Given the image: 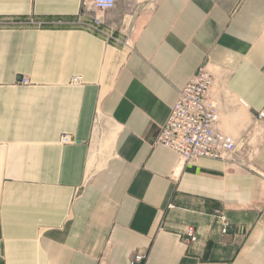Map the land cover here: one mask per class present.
<instances>
[{
    "label": "crops",
    "instance_id": "1",
    "mask_svg": "<svg viewBox=\"0 0 264 264\" xmlns=\"http://www.w3.org/2000/svg\"><path fill=\"white\" fill-rule=\"evenodd\" d=\"M83 1L0 0V264H264V0ZM203 65L237 151L184 164L157 138Z\"/></svg>",
    "mask_w": 264,
    "mask_h": 264
},
{
    "label": "built area",
    "instance_id": "2",
    "mask_svg": "<svg viewBox=\"0 0 264 264\" xmlns=\"http://www.w3.org/2000/svg\"><path fill=\"white\" fill-rule=\"evenodd\" d=\"M117 0H84L82 9L91 8L96 12H109L115 9ZM103 25L102 18L95 16L89 28L99 32ZM72 84L82 83L80 77H74ZM22 85L29 80L23 78ZM215 76L207 65L199 68L186 86L179 92L176 103L172 106L167 122L161 129L157 144L176 153L182 163L194 164L202 159L228 160L237 151L235 140L217 129L219 109L211 97ZM62 145L72 144L69 136H62ZM226 232V229L224 230ZM191 241L194 233L189 232ZM0 240V258L2 256ZM146 255L136 253L129 264H145Z\"/></svg>",
    "mask_w": 264,
    "mask_h": 264
},
{
    "label": "rangeland",
    "instance_id": "3",
    "mask_svg": "<svg viewBox=\"0 0 264 264\" xmlns=\"http://www.w3.org/2000/svg\"><path fill=\"white\" fill-rule=\"evenodd\" d=\"M210 70H211V72L214 74V76H217V78H218V80H221L219 77V74L216 72V71H214V70H212L211 68H209ZM221 82V81H220ZM215 102H216V105L218 104L217 103V101L215 100ZM218 107V106H217ZM262 116H264V114L263 115H261V117ZM260 125V127H261V129L263 130L264 129V124L263 123H260L259 124Z\"/></svg>",
    "mask_w": 264,
    "mask_h": 264
}]
</instances>
